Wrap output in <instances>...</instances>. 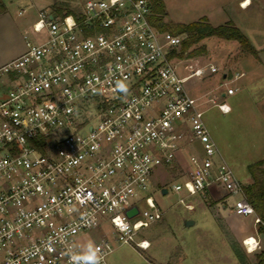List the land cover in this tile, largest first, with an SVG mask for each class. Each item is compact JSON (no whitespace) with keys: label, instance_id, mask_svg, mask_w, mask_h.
Here are the masks:
<instances>
[{"label":"built area","instance_id":"built-area-1","mask_svg":"<svg viewBox=\"0 0 264 264\" xmlns=\"http://www.w3.org/2000/svg\"><path fill=\"white\" fill-rule=\"evenodd\" d=\"M153 4L41 9L37 39L26 35V51L0 66V264H91L81 259L90 249L109 264L111 236L149 248L139 232L163 216L152 180L185 157V179L173 188L188 209V197L220 192L218 200L234 197V213L264 224L187 86L219 66L181 65L183 37L158 27ZM224 84L226 96L235 93ZM252 237L254 249L244 239L248 251L260 244Z\"/></svg>","mask_w":264,"mask_h":264},{"label":"rangeland","instance_id":"rangeland-1","mask_svg":"<svg viewBox=\"0 0 264 264\" xmlns=\"http://www.w3.org/2000/svg\"><path fill=\"white\" fill-rule=\"evenodd\" d=\"M160 1L166 9L163 21L167 24L189 23L204 17L214 25L232 22L259 50L258 54L246 53L236 40L218 36L206 37L183 52L180 47L181 65L187 62L195 67L209 63L219 66L220 71L216 73L206 68L204 77L191 78L187 86L193 95L200 96L205 123L222 157L236 175L248 183L251 181L249 165L264 160V0H251L247 7L242 6L243 0ZM2 2L10 7L17 21L24 17L31 19L24 30L36 40L39 35L33 31L32 22L38 18L39 6L46 5L47 9L54 10L64 3L79 13L84 0ZM22 8H25L23 15L19 14ZM3 27L0 19V29ZM168 30L176 32L175 28ZM179 34L183 40L187 38V33ZM4 40L6 37L0 35V49L7 44ZM243 71L240 78H232L236 72ZM224 72L228 73L227 79L223 78ZM225 81L236 91L222 97V91L227 89ZM214 98L228 103L231 110L224 112L213 102ZM196 146L202 149L201 143L196 142ZM185 158L171 167L162 166L156 170L151 191L163 216L143 228L137 238L148 239L149 248L141 249L134 243H122L111 236L113 250L108 255L109 264H252L257 253L264 250V233L258 231L255 216L231 210L234 197L218 200L220 192L212 198L193 195L187 199L194 204L193 209L180 202L184 192L174 190L173 185L185 179ZM164 187L168 189L165 194L162 193ZM139 205L144 206L141 202ZM186 220H194V224L187 226ZM248 236H256L259 240V246L253 251H248L244 244Z\"/></svg>","mask_w":264,"mask_h":264},{"label":"trees","instance_id":"trees-1","mask_svg":"<svg viewBox=\"0 0 264 264\" xmlns=\"http://www.w3.org/2000/svg\"><path fill=\"white\" fill-rule=\"evenodd\" d=\"M64 5L66 4L62 3V5H57L54 9L55 12L63 13V11L66 10L67 12H74L77 14V12L73 11L68 5ZM4 10V4L0 0V12ZM153 11V20L160 29L168 30L170 28H175V33L177 34L181 32L187 33V38L182 42V52L206 37L218 36L224 39L236 40L240 48L246 53L258 54L256 47L251 43L249 37L239 26L232 22L214 25L207 17H204L189 23L170 25L163 21L166 9L164 3L160 0H154ZM249 172L251 181L244 187L245 194L264 223V160L251 163L249 165ZM258 231L264 233V224L259 225ZM256 258V261L252 264H264V250L257 253Z\"/></svg>","mask_w":264,"mask_h":264},{"label":"crops","instance_id":"crops-1","mask_svg":"<svg viewBox=\"0 0 264 264\" xmlns=\"http://www.w3.org/2000/svg\"><path fill=\"white\" fill-rule=\"evenodd\" d=\"M3 4L5 7V10L0 12V19H1V25H4V27L0 29V35H3L4 37H6V40H4V42L7 44L4 45L2 49H0V66L14 59L15 57L21 55L22 53L26 51V48H27L26 35H28V33L24 29H25V26L28 25L31 20L28 17H24V18H21L19 21H17L13 17V15H11L12 12L9 11L10 7L6 5L5 3ZM46 7H47L46 5L39 6L38 13L41 9H44ZM24 13H25V8H22L19 10V14L23 15ZM34 21L32 22V26H33ZM257 51L259 53L258 49ZM221 96L222 97L226 96L224 91H222Z\"/></svg>","mask_w":264,"mask_h":264},{"label":"clouds","instance_id":"clouds-1","mask_svg":"<svg viewBox=\"0 0 264 264\" xmlns=\"http://www.w3.org/2000/svg\"><path fill=\"white\" fill-rule=\"evenodd\" d=\"M83 261L91 262V264H100V257L97 254V251L95 250H89V253L87 256H84L81 258Z\"/></svg>","mask_w":264,"mask_h":264},{"label":"water","instance_id":"water-1","mask_svg":"<svg viewBox=\"0 0 264 264\" xmlns=\"http://www.w3.org/2000/svg\"><path fill=\"white\" fill-rule=\"evenodd\" d=\"M168 192V189L166 188V187H164L163 189H162V193H167ZM138 207L137 206H133V207H131V208H129L128 210H127V215L129 216V217H132V216H134L137 212H138ZM185 223H186V225L187 226H190V225H192V224H194V220H186L185 221Z\"/></svg>","mask_w":264,"mask_h":264},{"label":"bare ground","instance_id":"bare-ground-1","mask_svg":"<svg viewBox=\"0 0 264 264\" xmlns=\"http://www.w3.org/2000/svg\"><path fill=\"white\" fill-rule=\"evenodd\" d=\"M250 3H251V0H244L242 5L244 7H247ZM249 241H251L252 243H249ZM254 241L255 240H254V238L252 236H248L247 237V243L251 246L252 249H254V247H255V242Z\"/></svg>","mask_w":264,"mask_h":264},{"label":"snow or ice","instance_id":"snow-or-ice-1","mask_svg":"<svg viewBox=\"0 0 264 264\" xmlns=\"http://www.w3.org/2000/svg\"><path fill=\"white\" fill-rule=\"evenodd\" d=\"M249 243H252L251 241H249Z\"/></svg>","mask_w":264,"mask_h":264}]
</instances>
